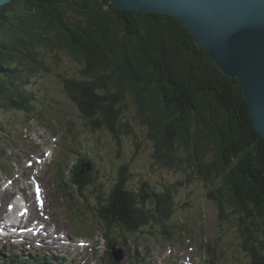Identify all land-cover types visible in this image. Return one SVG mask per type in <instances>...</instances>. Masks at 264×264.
Returning <instances> with one entry per match:
<instances>
[{
    "label": "trees",
    "instance_id": "16d2710c",
    "mask_svg": "<svg viewBox=\"0 0 264 264\" xmlns=\"http://www.w3.org/2000/svg\"><path fill=\"white\" fill-rule=\"evenodd\" d=\"M64 55L77 63L71 72L54 68ZM46 73L59 79L93 129L107 131L120 144L121 134L133 132L124 120L133 106L157 160L171 169L186 163L209 182L221 179L223 188L215 198L221 219L235 223L239 246L251 264H264V137L255 130L236 79L213 64L175 17L118 9L109 0H11L2 5L0 115L14 109L41 119L35 91L40 90L38 77ZM79 155L72 161L71 183L80 184L75 193L84 195L92 173L76 171V161L87 159ZM127 177L128 166H120L106 202L97 195L95 217L105 230L108 264H118L111 252L115 232L144 228L147 239L160 232L175 237L170 186L137 199L126 187ZM206 249L214 262L215 247ZM2 252L0 260L9 264H70L55 254Z\"/></svg>",
    "mask_w": 264,
    "mask_h": 264
},
{
    "label": "rangeland",
    "instance_id": "374dc122",
    "mask_svg": "<svg viewBox=\"0 0 264 264\" xmlns=\"http://www.w3.org/2000/svg\"><path fill=\"white\" fill-rule=\"evenodd\" d=\"M76 67L77 63L66 55L62 57L60 65L54 66L55 70L61 73L71 72ZM37 86L39 91H35L33 87L32 89L37 96V108L44 113L39 114L41 119H30L25 111L14 109L0 115V184L14 175L21 176L23 173L27 176L30 170H34L35 177L41 179L38 184L41 185L43 198L47 199L45 202L50 223L58 224L74 236L87 237L94 243H83L78 238L76 242L79 241L80 246L84 245L90 250V260L71 262L69 255L70 257L66 258L68 263L108 264L103 230L87 204L95 203L94 194L108 196L117 180L119 167L127 165L128 177L125 184L137 199L147 193H160L170 186V201L173 202L171 207L174 210L170 225L173 227L175 239L164 237L161 232L147 239L143 237L144 228L133 234L125 231L115 232L121 240V243H115V247L125 250V258L118 264L136 263L135 257L139 259L136 264H146L145 261H149L148 264H211L206 244L215 247L217 254L213 264H251L249 255L239 246V232L235 223L221 219V210L215 200L216 192L223 188L221 179L209 182L199 177V171L193 172L186 163L171 169L162 160H157L153 156V145L147 136V128L137 120L133 106L129 107L124 116L133 132L121 134L118 144L107 131L93 129L90 123H85L54 74L39 76ZM46 149H51L52 152L45 165H37L35 168L33 162L31 168L26 166L25 162L32 159V153ZM79 153H87L93 158L92 176L95 181L86 188L84 195L74 192L75 184L70 183L67 171V164ZM57 165L62 166L60 174L55 170ZM21 181L14 180L12 187L17 190L24 186L26 189L27 186ZM61 181L69 187L63 189L60 186ZM67 191L72 193V198L65 194ZM10 192L11 190L4 191V197ZM30 194L31 191L26 189L27 198ZM149 200L147 198V206L151 208ZM2 204L3 198L0 202V209L3 211ZM39 208L44 210L41 206ZM227 211L231 213L232 209L226 207L225 212ZM96 212L97 210L95 214ZM0 217L2 218L1 215ZM26 218L27 215L24 219ZM82 225L86 227L84 231ZM182 229L186 230L184 237ZM196 234L200 239V254L206 261L204 263L198 258L196 243L184 241L185 238ZM125 237L127 240L123 243L122 239ZM136 240L138 247L135 246ZM171 246L173 249H170ZM5 249L14 250L8 246ZM39 252L41 250L23 254L34 255ZM44 253L50 256L49 252ZM140 253L145 254L147 258ZM157 255L159 260L156 259ZM162 260L168 261L162 263ZM0 263L9 264V261L0 260Z\"/></svg>",
    "mask_w": 264,
    "mask_h": 264
},
{
    "label": "water",
    "instance_id": "95a60500",
    "mask_svg": "<svg viewBox=\"0 0 264 264\" xmlns=\"http://www.w3.org/2000/svg\"><path fill=\"white\" fill-rule=\"evenodd\" d=\"M9 1L0 0V8ZM109 1L118 9L175 17L208 52L213 64L236 79L255 130L264 137V0ZM85 167L90 171L93 164L88 162ZM112 252L115 261L124 258L123 248L113 246Z\"/></svg>",
    "mask_w": 264,
    "mask_h": 264
},
{
    "label": "bare ground",
    "instance_id": "6f19581e",
    "mask_svg": "<svg viewBox=\"0 0 264 264\" xmlns=\"http://www.w3.org/2000/svg\"><path fill=\"white\" fill-rule=\"evenodd\" d=\"M101 154V153H100ZM103 154V153H102ZM80 156H82L81 154L79 155V157ZM86 161H83V162H81V163H78V161H76V164L75 165H79V167L76 169V171L77 170H79V169H83L84 168V166H85V164H86V162H88V161H92L93 160V158L91 157V156H89L87 153H86ZM33 165V164H32ZM65 166V165H64ZM70 166L72 167V166H74L73 165V162H71L70 163ZM61 169H62V166H60V167H58L57 166V172L59 173H61ZM99 170V169H98ZM76 171L74 172V173H76ZM91 173L90 171H86V169H84L83 170V172H82V174L83 173ZM30 173V172H29ZM28 173V174H29ZM59 173V174H60ZM28 174H27V176H26V174H23V176H22V182L23 183H27V181H28ZM70 175H71V172H70ZM92 179H91V183L88 185L89 187L94 183V181H95V178L94 177H91ZM41 181V180H40ZM77 183V182H76ZM60 186L64 189V188H68L69 186H65L64 184H63V181H61L60 182ZM79 186H81L80 184H78L77 183V185H75L74 186V188H75V191H76V187L77 188H79ZM94 188H96V186L94 187ZM27 189V188H26ZM29 190V189H28ZM42 190V189H41ZM10 191V190H9ZM12 191L13 190H11V192H10V194H7L5 197H4V195H3V204H2V206L1 207H3L4 208V210L2 211L1 209H0V215L2 216V218H1V220L0 221H2V220H4V219H6L8 216H9V214H11L12 216V224H16V221H17V219H19L20 218V221H18V225H19V227L20 226H22V224L23 223H25V222H27V224H30V225H36L37 227L35 228V234H34V237H37V236H39V234L37 233V229H44L45 230V235H47L48 236V239H49V244L52 246V244H53V241H54V239H55V236H59V237H61V238H63L69 245H71L73 248H75L76 250H77V252L79 253V255L81 256V257H83L85 260H90V258H89V254H91V252H90V250H88L87 249V247H85L84 245L83 246H80L79 244V241H77L76 242V240L78 239V237L77 236H74V235H72V234H70L69 232H66V231H64L63 230V228H61L60 226H58V224H53V223H48L47 221H45V219L43 218L42 220H40L39 219V217H38V215L39 214H36V216H34V214L31 212V211H29L28 213H25V212H22V211H20V209L19 208H14V207H12L11 205H8V204H6L8 201H10L11 199H13L14 197H17V192L14 190V192L12 193ZM74 191V192H75ZM76 193H78V192H76ZM93 194H94V192H92ZM65 194L66 195H68L69 197H71L72 198V193H70V192H65ZM78 195H79V193H78ZM97 195H100V196H102V198H101V201L102 202H106V200H105V198L107 197H105L103 194H97ZM97 195L96 194H94V197H95V203H92V206H90L91 207V211L93 212V214L95 215V211L96 210H98V208H99V201H98V198H97ZM43 200H44V202L47 200L46 198H43ZM9 211V212H8ZM25 215H27V218L26 219H24V217H25ZM17 218V219H16ZM1 223V222H0ZM51 224H53V225H51ZM12 226V225H11ZM14 229H17V227H16V225H15V227H12V230H14ZM102 230H103V238H104V233H105V230L103 229V228H101ZM17 230H19V231H17L16 233H15V236H17V237H21V236H23L24 235V232H22L23 230L21 229V228H19V229H17ZM44 235V236H45ZM117 239V242H119V243H121V240H120V238L118 237V238H116ZM104 240H105V242H106V245H107V241H106V239L104 238ZM126 240L127 239H122V242L123 243H125L126 242ZM23 241H25V238L23 239ZM116 243V242H115ZM135 246L136 247H138V240H136V242H135ZM107 249H108V245H107ZM165 252V251H164ZM140 255L141 256H143L144 258H147L146 257V255L145 254H141L140 253ZM128 257H130V255H128ZM156 259L157 260H159V255H157L156 256ZM181 262V261H180ZM145 263L146 264H148L149 263V261H145ZM97 264V263H96ZM131 264H136L135 262H131Z\"/></svg>",
    "mask_w": 264,
    "mask_h": 264
}]
</instances>
